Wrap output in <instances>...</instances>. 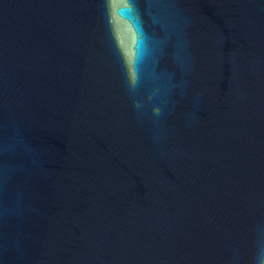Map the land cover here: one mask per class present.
<instances>
[{"label": "water", "instance_id": "obj_1", "mask_svg": "<svg viewBox=\"0 0 264 264\" xmlns=\"http://www.w3.org/2000/svg\"><path fill=\"white\" fill-rule=\"evenodd\" d=\"M0 264H264V0H0Z\"/></svg>", "mask_w": 264, "mask_h": 264}]
</instances>
